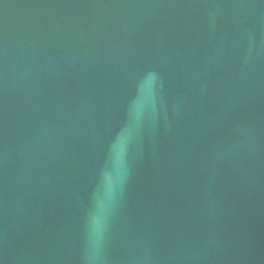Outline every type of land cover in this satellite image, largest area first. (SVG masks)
Masks as SVG:
<instances>
[{"label": "water", "instance_id": "1", "mask_svg": "<svg viewBox=\"0 0 264 264\" xmlns=\"http://www.w3.org/2000/svg\"><path fill=\"white\" fill-rule=\"evenodd\" d=\"M0 264H264V0H0Z\"/></svg>", "mask_w": 264, "mask_h": 264}]
</instances>
